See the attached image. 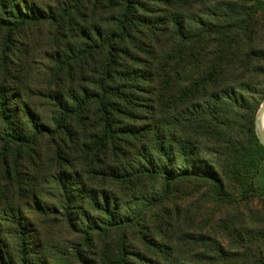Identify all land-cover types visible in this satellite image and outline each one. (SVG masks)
<instances>
[{
  "label": "trees",
  "instance_id": "1",
  "mask_svg": "<svg viewBox=\"0 0 264 264\" xmlns=\"http://www.w3.org/2000/svg\"><path fill=\"white\" fill-rule=\"evenodd\" d=\"M263 102L264 0H0V264H264Z\"/></svg>",
  "mask_w": 264,
  "mask_h": 264
},
{
  "label": "rangeland",
  "instance_id": "2",
  "mask_svg": "<svg viewBox=\"0 0 264 264\" xmlns=\"http://www.w3.org/2000/svg\"><path fill=\"white\" fill-rule=\"evenodd\" d=\"M20 40L22 41V39L18 37V41ZM20 49L23 48L20 47ZM44 56L45 55H39L38 60L44 61ZM12 58L13 60H15L16 57H12ZM181 193L183 194V199H187L185 200V202L181 204L184 207V210L185 211L190 210L194 212V214L197 216L199 214H205L206 218L203 219V221L205 223L209 222L210 218L208 217L210 216V213L212 212V209L215 208V206L212 204V199L210 198V196L208 194H204L206 193V191H204L202 194L198 193L196 195H192V197L190 196L189 198H188L189 196L188 194L190 193V191L188 190V187H186L185 189H181ZM45 201H47L49 205H55V201L50 198H46ZM132 205H137V204L132 203ZM173 205H174V201H171V203L168 204V207H173ZM257 206H258L257 200L252 204H248L246 202H240L239 204V208L242 210V212L245 213V215L247 214L248 209L257 208ZM225 210H228V208L226 207ZM24 211H25L24 213L25 219H27V221L30 222V224H33V227H35L40 232L41 237L43 239H46L47 241L54 244H59L60 247L64 245L70 246V244L72 243L80 242L79 237L75 235V233H72L71 230L68 228V226H66L62 222V217L58 213L49 210L46 212L47 214H44L42 212L41 213L38 212L35 208L32 209L30 207L26 208ZM249 222H250L249 217L248 215H246L247 225H249ZM137 235L138 233L136 229L129 232V236L131 238H134ZM105 242H108V240L107 239H102L100 241L97 240L95 242L97 243L96 247L94 249H89L90 252L87 251L92 254V258H93V254H98L100 253V251H102L103 244ZM133 244L135 245V247L138 246L136 243ZM93 261H95V257L93 258ZM62 264H69V262L62 261Z\"/></svg>",
  "mask_w": 264,
  "mask_h": 264
},
{
  "label": "water",
  "instance_id": "3",
  "mask_svg": "<svg viewBox=\"0 0 264 264\" xmlns=\"http://www.w3.org/2000/svg\"><path fill=\"white\" fill-rule=\"evenodd\" d=\"M263 117H264V102L257 114L256 122H255L256 135L262 146H264V128L262 124Z\"/></svg>",
  "mask_w": 264,
  "mask_h": 264
},
{
  "label": "bare ground",
  "instance_id": "4",
  "mask_svg": "<svg viewBox=\"0 0 264 264\" xmlns=\"http://www.w3.org/2000/svg\"><path fill=\"white\" fill-rule=\"evenodd\" d=\"M262 124H263V128H264V117H263V120H262Z\"/></svg>",
  "mask_w": 264,
  "mask_h": 264
}]
</instances>
